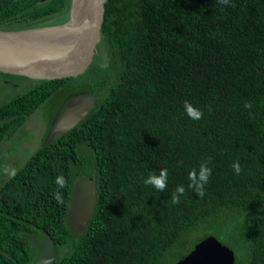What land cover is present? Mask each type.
<instances>
[{
  "label": "trees",
  "instance_id": "1",
  "mask_svg": "<svg viewBox=\"0 0 264 264\" xmlns=\"http://www.w3.org/2000/svg\"><path fill=\"white\" fill-rule=\"evenodd\" d=\"M231 4L107 0L101 42L83 73L40 80L0 72V84L20 90L0 102V249H12L17 236L26 262L18 232L39 229L55 243L52 264H176L214 236L233 251L234 264H264V0ZM69 6L0 0V29L65 20ZM64 84L88 85L96 104L3 179L15 144L2 142ZM185 101L203 111L201 120L187 116ZM209 158L200 198L187 188L188 172ZM165 167L164 192L144 184ZM79 174H95L97 202L75 238L65 215ZM59 175L67 179L61 204L53 199ZM178 185L186 192L174 205Z\"/></svg>",
  "mask_w": 264,
  "mask_h": 264
},
{
  "label": "water",
  "instance_id": "2",
  "mask_svg": "<svg viewBox=\"0 0 264 264\" xmlns=\"http://www.w3.org/2000/svg\"><path fill=\"white\" fill-rule=\"evenodd\" d=\"M106 1L70 0L65 20L19 29H0V72L40 80L83 73L92 63L101 42ZM84 94L90 97L80 102L79 98ZM96 102L97 97L86 84L64 85L51 93L34 111H40V120L44 115L46 121L39 128L40 139L16 171L38 149L79 124ZM96 202L95 174L91 177L77 175L71 185L65 215L66 228L75 238L83 235ZM45 236L44 245L32 264H52L56 258L55 243L46 232ZM176 264H234V253L214 236H208L196 243Z\"/></svg>",
  "mask_w": 264,
  "mask_h": 264
},
{
  "label": "clouds",
  "instance_id": "3",
  "mask_svg": "<svg viewBox=\"0 0 264 264\" xmlns=\"http://www.w3.org/2000/svg\"><path fill=\"white\" fill-rule=\"evenodd\" d=\"M218 2L225 6H233L231 4V0H218ZM185 112L187 116L192 120H201L203 118V111L193 106L190 102L185 101L183 104ZM253 107L251 102H245L244 108L251 110ZM251 111H249V115H251ZM211 158L208 160L201 161L199 168H193L188 172V185L187 188L191 189L192 192L196 194L197 197L203 198L205 196V186L208 184L209 179L212 175V168L209 167ZM182 164L181 162H178ZM232 169L235 175L239 176L242 172L241 165L239 161H235L232 164ZM168 169L161 168L159 169V173L151 172L144 180L145 185H150L155 188L158 192H164L168 187ZM10 177H14L16 175V170L12 169L8 172ZM56 190L53 193V199L57 204L63 203V192L62 189L67 186V179L63 175H59L55 178ZM186 192V188L184 185H178L176 189L171 194V203L174 205H178L181 203V196H183Z\"/></svg>",
  "mask_w": 264,
  "mask_h": 264
},
{
  "label": "flooded vegetation",
  "instance_id": "4",
  "mask_svg": "<svg viewBox=\"0 0 264 264\" xmlns=\"http://www.w3.org/2000/svg\"><path fill=\"white\" fill-rule=\"evenodd\" d=\"M54 20H57V18H55ZM5 81V80H4ZM67 85V84H64ZM62 85V86H64ZM61 86V87H62ZM78 86V85H77ZM60 88V87H58ZM90 96L84 94L83 96H80L79 101L80 102H85L86 98H89ZM44 115L42 116V123L44 122L46 124L45 121V117ZM28 119V118H27ZM44 126V125H43ZM43 129V127H42ZM23 138L24 135H21ZM40 135L38 136V138L36 140H33V136H29L26 139V143L29 144L32 148H34L38 142V140ZM22 140V139H21ZM19 140L17 142V144L21 141ZM33 140V141H32ZM25 144V141H24ZM30 154V149H28V151L26 149H20L19 152H17V159L19 158H26L28 155ZM16 170V168H15ZM4 172V169H3ZM8 172L6 171L3 175V179L8 177ZM7 174V175H6ZM19 235H21L23 238L26 239L25 244H26V249L28 251V259L25 262V259H22L21 257H19L20 254L17 253V236L14 242V247L12 249H0V264H32L35 262V260L38 257V254L40 252L41 247L44 245V241H45V231L43 230H39V229H34L33 232H29V231H19L18 232ZM47 233V232H46ZM48 234V233H47ZM49 235V234H48ZM50 236V235H49ZM57 252V249H56ZM57 257V255H56ZM56 259V258H55Z\"/></svg>",
  "mask_w": 264,
  "mask_h": 264
},
{
  "label": "rangeland",
  "instance_id": "5",
  "mask_svg": "<svg viewBox=\"0 0 264 264\" xmlns=\"http://www.w3.org/2000/svg\"><path fill=\"white\" fill-rule=\"evenodd\" d=\"M103 54V53H102ZM21 83H27L25 80H20ZM20 90L17 89L16 87H8L5 84H0V102L5 100L6 98L11 97L15 93L19 92ZM43 112V111H42ZM40 111L34 112L31 114L28 119H26L20 129L12 136L9 138L5 139L2 142V148H6L9 146L11 147L12 144H15L13 147L14 150L11 154L7 155L5 158V163H4V173L6 171H10L12 169L17 168L19 165L22 164V162L26 158H19L17 159V152H19L20 149H30V153L34 150L29 144L26 143V139L31 135L33 136V140H36L39 136V128L41 126L42 121L40 120ZM24 135L23 138H21ZM22 139V140H21ZM21 140L18 144L17 142ZM32 140V141H33ZM25 141V144H24ZM7 175V174H6Z\"/></svg>",
  "mask_w": 264,
  "mask_h": 264
}]
</instances>
